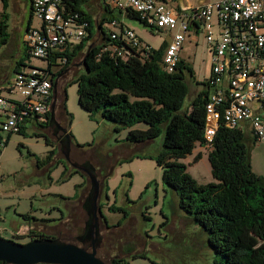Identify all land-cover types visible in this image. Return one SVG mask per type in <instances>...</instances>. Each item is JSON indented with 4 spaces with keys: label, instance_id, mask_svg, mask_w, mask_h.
Listing matches in <instances>:
<instances>
[{
    "label": "rangeland",
    "instance_id": "1",
    "mask_svg": "<svg viewBox=\"0 0 264 264\" xmlns=\"http://www.w3.org/2000/svg\"><path fill=\"white\" fill-rule=\"evenodd\" d=\"M101 4L103 0H91L86 10L89 9L91 15L97 19L101 15ZM118 14V11L112 12L115 17ZM29 18L25 17L22 24L23 17H19L18 27L25 30ZM14 20L15 17H10L8 22L11 35ZM32 20V27H40L42 21L38 17L34 16ZM123 23L134 30L143 39V43L154 49H159L163 42H168L176 31L170 32L164 29L153 32L140 21L130 17L123 20ZM117 29L110 24L105 25L107 32ZM94 40L95 43L100 42L97 36ZM2 48L0 68L17 56V52L12 47ZM180 58L194 71V76L187 75L186 80L192 94L195 95L202 89L200 84H205L210 77L213 58L202 28L199 33L189 32L186 35ZM24 63L38 68L48 67L47 61L33 57L26 59ZM61 69L60 66L52 68L54 73ZM84 71L83 53H81L57 79L55 101L58 98L59 104H62L64 90L66 94L64 105L61 108L60 104L58 108L60 120L71 134L72 146L79 149L83 157L92 163L101 179V210L107 226L102 222L105 238L102 242V250H99L100 256L108 263L113 259V261H125V264H216L220 256L209 245L207 233L180 208L179 197L163 181V168L158 165L156 159L151 158H155L162 149V139L142 144L127 143L125 139L130 130H146L148 126L140 123L117 133L112 122L93 121L89 113L79 105L78 87L73 82ZM14 92L18 100H22L21 94L18 91ZM189 103L190 98L187 99L186 106ZM39 121L45 124L44 128H48L50 119L47 121V116L40 117ZM1 135L6 145L1 156L0 174L4 178L0 176V192L7 197L0 202L2 213L8 212L10 216L14 215L16 210L20 213L22 208L29 206V198L41 189L42 194L47 197H38L40 201L34 203L35 208L41 207L45 212L52 214L51 218L55 220L61 218L62 212L67 215V203L62 197L72 200L71 202L75 201L68 217L61 220L56 228L50 229L54 235L62 231L66 240H73L81 235L87 220L82 203L89 193L90 181L81 203L77 200L81 195V187L88 178L74 170L60 153L59 163L51 169L50 181L45 184L43 181L47 179L35 176L34 172H36L37 160L44 161L52 151L51 143L48 145L46 142V139L51 142L50 135L41 134L29 127L22 133L1 132ZM248 146L253 171L264 177V143L257 145L248 142ZM208 152V148L197 144L191 155L180 160L200 185L216 182L211 174ZM199 153H202V157L195 162V157ZM50 163L51 160L46 165ZM118 209L128 212L129 216L126 220H123L124 213ZM1 220L0 228L5 225ZM0 237L13 240V237L3 231L0 232ZM26 240L28 238L18 241Z\"/></svg>",
    "mask_w": 264,
    "mask_h": 264
},
{
    "label": "trees",
    "instance_id": "2",
    "mask_svg": "<svg viewBox=\"0 0 264 264\" xmlns=\"http://www.w3.org/2000/svg\"><path fill=\"white\" fill-rule=\"evenodd\" d=\"M59 3L65 15L78 14L88 26L87 37L81 43L69 46L62 53L49 55L47 60L43 59L51 68L57 64L59 58L66 60L64 64L59 65L62 67L60 71L54 73L51 69L47 72L51 74L52 85H55L56 80L83 53L85 71L73 82L78 87L79 105L89 113L90 118L97 123L102 120L112 122L117 133L145 123L148 126L146 130H130L125 142L142 144L162 139V149L155 158H151L156 159L158 165L163 168V181L179 197L180 208L207 233L209 245L220 256L216 264H264V177L252 169L248 146V142H252L247 139L246 133L240 129L219 127L207 154L211 174L216 182L198 184L180 160L191 155L197 144L206 146V104L209 98L207 84H200L202 89L195 95L192 94L186 76L193 77L194 71L180 58L176 71H167L164 65V56L169 44L167 41L163 42L159 49L151 47L150 51L140 53L129 46L127 41L120 38L113 40L112 31L106 32L104 25L113 20L118 22L119 16L112 15L113 11L107 7L102 6L107 12L105 17L111 18L96 23L86 10L90 0H59ZM3 5L6 10V0H3ZM121 13L140 21L153 32L164 30L147 25L129 8ZM117 28L121 34L129 29L123 24H118ZM97 29L103 35V42L95 43ZM9 40L8 17L3 14L0 17V48L6 46ZM114 45L128 48L131 55L118 57L113 50ZM31 57L27 49L23 58L16 64L15 72L20 68L33 67L24 63ZM65 98L63 90L61 108ZM189 98L190 103L186 106ZM60 104L57 98L54 102L56 112ZM46 116L49 121L51 112ZM22 131L21 128L18 133ZM1 132L0 129V143L5 146ZM46 142L50 145L49 139H46ZM54 155L53 150L44 161L37 160V167L45 166L52 161ZM201 157L202 153H199L194 161L198 162ZM118 210L124 213L123 220H126L128 212ZM22 218L25 221L36 220L28 215ZM103 220L107 226L106 219ZM79 236L63 241L77 244ZM25 238L28 240L18 241ZM50 238L55 236L29 229L26 234L13 235L12 239L27 243ZM98 256L106 264H110L99 252ZM125 263L122 260L113 262Z\"/></svg>",
    "mask_w": 264,
    "mask_h": 264
},
{
    "label": "built area",
    "instance_id": "3",
    "mask_svg": "<svg viewBox=\"0 0 264 264\" xmlns=\"http://www.w3.org/2000/svg\"><path fill=\"white\" fill-rule=\"evenodd\" d=\"M116 8H128L147 25L175 31L164 56L169 73L176 71L179 54L186 35L202 28L210 45L212 67L207 79L209 98L206 104V148H211L220 126L240 129L251 134L255 143H264V0H217L212 5L197 7L185 17L161 0H109ZM32 13L38 17L41 29H30L25 44L33 58L47 60L49 55L64 52L87 37V23L78 14L65 15L59 0H31ZM116 27V20L110 23ZM113 40L127 41L140 53L150 51L130 29L123 34L112 32ZM118 57H128L131 50L113 46ZM66 60H57L56 65ZM49 66V65H48ZM49 70V71H48ZM51 67L22 68L14 73L12 89L22 100L13 103L0 96V129L6 133L20 132L32 116L43 117L50 112L52 99ZM4 143H0L1 156ZM29 230V229H28Z\"/></svg>",
    "mask_w": 264,
    "mask_h": 264
},
{
    "label": "crops",
    "instance_id": "4",
    "mask_svg": "<svg viewBox=\"0 0 264 264\" xmlns=\"http://www.w3.org/2000/svg\"><path fill=\"white\" fill-rule=\"evenodd\" d=\"M6 1L8 5L6 10L4 9L3 0H1L0 2V17H2L3 14H6V17H8V22L10 20V17H15V20H14V28H13L12 35L10 34L9 43L5 47L6 48L12 47L13 50L17 52V56L11 62L7 61L6 62L7 64H3L2 67L0 68V96H3L4 98L6 97L10 98V99L6 98V99L13 103H18L19 102L18 97L15 95V92L12 89L11 84H12L13 76L15 73L16 64L20 61L21 58H23L24 54L27 52V46L25 44V35L30 29H41L43 26V23H41L40 27L38 28L32 27V24H33L32 19L34 18V15L32 13L31 0H6ZM161 1L168 7H171L177 10L180 14V17H185V15L194 8L202 7L208 4L214 5L217 2V0H161ZM102 6L107 7L110 11H118L119 12L118 18L119 20H121V22L118 20V24L120 22L121 24L125 25L123 23V20H125L128 17L127 14L121 13V11L118 8H116L114 4H111L109 2V0H103V4L100 5L101 15L97 19L94 18L91 15L90 10L87 9V12L92 16L93 20L96 23L103 21V19L111 18V17H105L107 15L106 14L107 12L103 10ZM19 17H23L22 24L24 23L25 17H30L28 26L25 30L22 27H18ZM106 24H110V22L109 23L107 22ZM105 25H104V29H105ZM125 27L127 26L125 25ZM117 30H114V31L112 30V32H117ZM97 32H98L97 40H100L101 42H103V35L99 33L100 30L97 29ZM155 32H158V31L155 30ZM170 32H173V31H170ZM191 32L199 33L195 29H192ZM173 36H174V33L172 37H170L168 43L172 40ZM140 39L143 40L141 37ZM1 48H0V51H1ZM179 58H180V54H179ZM55 66L59 67L58 65H55ZM7 95L8 96L10 95V96L8 97ZM3 113H4V110L0 109V115H2ZM44 125L45 124L42 123V121H39V118H37L36 116H32V117H29L25 121V123L22 126V129L25 130V128L29 127L30 129L36 130L41 134L48 133L51 137V142H50L51 148H52V151L53 150L55 151V155L49 165H45L42 168H39L36 166L35 167L36 172H34L35 176H42L44 177L43 179H47V181L46 180L43 181V183L47 184L50 181L51 169L53 167H56V165L59 163L58 156L60 155V150H59L60 140L55 135H53L49 125H48V128H44ZM247 139L250 142H252V144H257L255 143L254 138L252 137L251 134H248ZM0 176L4 178L3 175L0 174ZM37 184L39 185V183ZM87 189H88V180L81 187V195L79 199L77 200L79 203H81L83 194L85 193V191H87ZM42 193H43L42 190L38 189V191L29 198L30 200L29 206L27 208H22L20 213L18 210H16V213L10 216L8 212L2 213L3 208H0V215L2 219L1 223L4 221L3 224H5L3 227H1V231L6 232L10 237H13V235L17 233L26 234L28 232V229L33 230L34 232H41V233L55 236L54 233L50 229L56 228L59 223H61L64 219L68 217L69 210L72 211L74 207L73 204L75 203V201L71 202L72 200L62 197L64 202L67 203L66 205L67 215L65 216L64 213L62 212L61 218L59 220H55L51 218L52 214L45 212L41 207L38 209L35 208L34 203H36L37 200L40 201L38 197H47V195L42 194ZM6 199L7 197L3 196L2 192H0V202H3ZM9 209L10 208H8V211ZM37 210L38 212L36 213ZM24 215H28L31 218H35L36 220L25 221L22 218V216Z\"/></svg>",
    "mask_w": 264,
    "mask_h": 264
},
{
    "label": "water",
    "instance_id": "5",
    "mask_svg": "<svg viewBox=\"0 0 264 264\" xmlns=\"http://www.w3.org/2000/svg\"><path fill=\"white\" fill-rule=\"evenodd\" d=\"M50 112L49 127L56 126L57 131L64 134L60 140L59 150L66 161L70 162L71 136L67 128L56 122L54 102L50 105ZM72 167L86 175L90 181L89 193L82 203V209L87 215V220L82 235L78 237V243L65 242L59 237L37 239L27 243H19L0 237V262L7 264H106L98 256L103 242L101 224L104 222V216L100 200L101 181L97 169L88 164H72Z\"/></svg>",
    "mask_w": 264,
    "mask_h": 264
},
{
    "label": "flooded vegetation",
    "instance_id": "6",
    "mask_svg": "<svg viewBox=\"0 0 264 264\" xmlns=\"http://www.w3.org/2000/svg\"><path fill=\"white\" fill-rule=\"evenodd\" d=\"M51 94H52V99H53V102H55V99H56V96H57V87L54 85L53 87H52V91H51ZM55 120H56V122L57 123H59V124H61L63 127H65L64 125H63V123H62V121L60 120V117H59V112H56V114H55ZM51 131H52V133H53V135H57L56 137L59 139V140H61L62 138H63V136H64V134L61 132V131H57V129H56V126H54L53 128H51ZM70 165H71V167H72V164H77V165H86V164H88V165H92V163L90 162V161H88L87 159H85L84 157H83V154H82V152L79 150V149H77V148H75V147H73L72 146V148H71V153H70V162H68ZM93 166V165H92ZM73 168V167H72ZM75 170V169H74ZM100 177V176H99ZM100 179V178H99ZM101 180V179H100ZM101 234H102V236H103V241H104V238H105V232L103 231V229H102V224H101ZM55 237H59L61 240H65V241H69V240H66L65 238H64V233L62 232V231H59V233L57 234V235H55ZM103 245V244H102ZM102 245H101V248H102ZM99 249L100 251L102 250V249ZM100 253V252H99ZM114 261H113V259H111V263L110 264H112Z\"/></svg>",
    "mask_w": 264,
    "mask_h": 264
}]
</instances>
